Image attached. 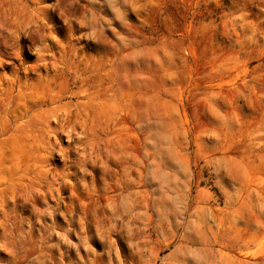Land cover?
Here are the masks:
<instances>
[{"label":"rangeland","instance_id":"rangeland-1","mask_svg":"<svg viewBox=\"0 0 264 264\" xmlns=\"http://www.w3.org/2000/svg\"><path fill=\"white\" fill-rule=\"evenodd\" d=\"M0 264H264V0H0Z\"/></svg>","mask_w":264,"mask_h":264}]
</instances>
